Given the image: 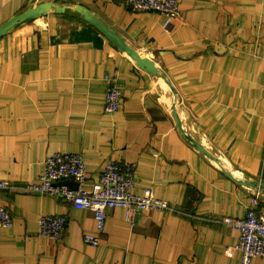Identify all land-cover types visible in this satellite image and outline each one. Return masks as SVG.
<instances>
[{"label":"crops","instance_id":"0c3cea01","mask_svg":"<svg viewBox=\"0 0 264 264\" xmlns=\"http://www.w3.org/2000/svg\"><path fill=\"white\" fill-rule=\"evenodd\" d=\"M45 2L65 10L0 38V181L14 186L0 189L13 219L0 228V264H239L238 233L222 218H243L258 191L236 179L264 185V0H180L172 20L132 12L126 0H0V25ZM109 83L121 91L113 113L103 110ZM56 152L80 154L92 180L109 161L129 163L137 190L151 188L174 210L110 209L99 243H84L95 233L91 210L22 189ZM259 201L264 215V191ZM43 215L66 217L60 241L38 234Z\"/></svg>","mask_w":264,"mask_h":264},{"label":"built area","instance_id":"2783aa9c","mask_svg":"<svg viewBox=\"0 0 264 264\" xmlns=\"http://www.w3.org/2000/svg\"><path fill=\"white\" fill-rule=\"evenodd\" d=\"M132 12H155L169 20L179 14L180 0H126ZM105 93L103 110L113 113L121 105V91L117 84L109 83ZM72 178L76 185L71 188L61 181ZM6 180L0 181V189H12ZM26 193L59 198L77 210H91L94 214L95 233L83 235L87 244L99 243L98 233L106 225V212L110 209H125L135 212L156 210L171 212V205L153 196L151 188L141 192L136 188L134 168L129 163L109 161L92 180L80 154L52 153L43 160V172L38 182L23 186ZM259 191L250 198L245 216H225L222 222L237 231L235 248L240 252L239 264H252L253 260L264 257V215L257 211ZM63 215H43L38 219V234L55 242L62 239L66 229ZM13 219L5 208L0 207V228H11Z\"/></svg>","mask_w":264,"mask_h":264},{"label":"water","instance_id":"95a60500","mask_svg":"<svg viewBox=\"0 0 264 264\" xmlns=\"http://www.w3.org/2000/svg\"><path fill=\"white\" fill-rule=\"evenodd\" d=\"M50 9H54L56 12L60 13L65 10V7L60 6L56 3L45 2L34 6L20 14L12 16L6 22L0 25V38L4 36L8 31L13 29L19 23L29 20L36 19L38 17L44 16ZM72 9L76 10L80 15H82L83 19L94 26L104 37H106L110 42H112L121 52L126 53L142 70L148 72L149 74L163 80L165 82L166 78L164 75L154 66V63L147 58L142 57L138 52L130 48L126 45L124 40L119 37L116 33H114L110 28H108L105 24H103L97 17L92 15L87 9L82 7H73ZM195 147L199 149L201 152L211 157V155L206 152L201 146L195 144ZM232 178V176H230ZM235 180V179H234ZM241 185L250 186L258 191H264V185L259 184L256 181H246V180H235Z\"/></svg>","mask_w":264,"mask_h":264}]
</instances>
